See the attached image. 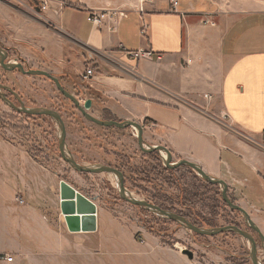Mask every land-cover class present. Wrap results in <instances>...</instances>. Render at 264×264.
I'll return each instance as SVG.
<instances>
[{
  "label": "crops",
  "instance_id": "crops-1",
  "mask_svg": "<svg viewBox=\"0 0 264 264\" xmlns=\"http://www.w3.org/2000/svg\"><path fill=\"white\" fill-rule=\"evenodd\" d=\"M0 2L35 13V25L21 30L23 39L35 34L37 69L76 84L87 68L95 70L80 88L95 117L142 124L147 144L164 145L177 161L194 162L264 202V0H55L46 11L38 0ZM103 10L124 14L100 26L88 21ZM121 44L152 49L162 60L132 59ZM84 151L86 158L92 152ZM35 157V208L0 199V255L14 258L0 257V264H22L27 255L35 264H98L92 248L118 217L103 213L98 193ZM62 181L95 206L94 230L68 229ZM247 200L241 197V205ZM90 203L83 211H93Z\"/></svg>",
  "mask_w": 264,
  "mask_h": 264
},
{
  "label": "rangeland",
  "instance_id": "rangeland-1",
  "mask_svg": "<svg viewBox=\"0 0 264 264\" xmlns=\"http://www.w3.org/2000/svg\"><path fill=\"white\" fill-rule=\"evenodd\" d=\"M0 7V45L8 51L7 60L23 63L26 69H37L35 34L23 39L21 30L24 26L35 25V13L17 10L5 2H0ZM57 75L55 77L72 95L84 100L80 90L87 86L84 79L76 84L69 75ZM0 83L11 87L25 106L47 107L62 114L68 145L72 146L79 163H102L118 168L124 174L125 186L135 197L188 216L198 226L237 225L252 233L257 242L258 257L264 264V249L257 232L249 227L239 211L227 205L221 186L207 183L189 167H166L160 154H149L140 149L131 128L103 127L85 119L55 83L44 76L0 67ZM58 144V125L51 118L17 112L0 98V199L16 198L20 203L24 200L35 208V156L44 165L62 169V176L76 187L98 193L103 213L117 216L119 224L115 222L105 227L97 247L92 248L95 251L92 262L253 264L250 243L242 236L232 232L199 235L173 220L133 205L120 197L115 175L89 176L75 171L62 159ZM85 148L92 151L87 158L83 155ZM176 161L173 156V162ZM239 170L244 171L249 180L253 177L248 169ZM228 183V197L250 214L264 234V202L257 200L262 198L251 199L245 195L244 188L235 191L232 183ZM241 197L248 198L246 205H241ZM185 249L193 251V259L184 253ZM21 263L35 264V255H27Z\"/></svg>",
  "mask_w": 264,
  "mask_h": 264
},
{
  "label": "water",
  "instance_id": "water-1",
  "mask_svg": "<svg viewBox=\"0 0 264 264\" xmlns=\"http://www.w3.org/2000/svg\"><path fill=\"white\" fill-rule=\"evenodd\" d=\"M7 58L8 55L6 50L4 49L0 50V67L8 71L18 70L20 73L23 74L44 76L52 80L55 83L56 87L59 89V91L76 105V107L82 112V114L87 120L103 127H116L119 129L133 128L137 131V140L140 148L147 153L157 152L158 154H160L165 162L166 167L171 169L180 166L189 167L192 170H194L207 183L221 186L222 197L224 201L227 203V205L230 208L239 211L244 216V219L246 223L249 225V227L257 232L262 247L264 249L263 232L261 231L259 226H257L256 223L253 221L250 214L243 207L233 203L231 199L228 197L229 186L224 179L213 177L207 174L200 165L194 162L185 159H181L176 162H173V155L166 146L164 145L153 146V145L145 144L143 137L144 126L142 124L135 121H117V120L99 119L90 113L93 104L91 99H87L82 105L80 101L74 95H72L62 85L60 80L57 77H55L52 73L41 69H26L22 63H19L17 61L7 62ZM5 91H9L13 93V95L17 98L20 105H15L13 102H11L5 96L4 93ZM0 98L11 108L15 109L17 112L25 113L27 115H32V116L45 115L54 119L58 124V142H59L61 157L75 171L86 174L108 173L115 175L117 177L118 191L122 199L126 200L127 202L135 206L145 208L157 215L173 220L179 223L181 226L185 227L186 229L193 231L199 235L214 236L225 232L236 233L242 236L243 238H245L250 243L251 246L250 258L253 264H263L258 257L257 242L252 233L243 230L241 227L237 225H225V226L204 228L190 222L187 218H185L182 215H179L178 213L169 211L167 209L162 208L161 206H158L146 200L135 197L125 186L124 174L121 170L104 164H81L76 160V158L73 156V154L71 153V151L67 146V142H66L67 129L65 122L62 119V116L60 115L59 112L44 107H27L25 106L24 102L21 100V98L15 91H13L9 86H6L1 83H0ZM163 154H165L166 157H164ZM86 202L90 203L84 196L76 192V190L73 187H71L69 184H67L65 181L61 182V211L62 214L64 215L67 227L70 231L72 232L81 231V230L91 231L95 229V216H94L95 206L92 203H90L92 208H94L93 211H83ZM184 253L187 254L190 259L194 258V253L192 250L185 249Z\"/></svg>",
  "mask_w": 264,
  "mask_h": 264
},
{
  "label": "built area",
  "instance_id": "built-area-1",
  "mask_svg": "<svg viewBox=\"0 0 264 264\" xmlns=\"http://www.w3.org/2000/svg\"><path fill=\"white\" fill-rule=\"evenodd\" d=\"M55 1V0H38L39 5H40V10L41 11H46L50 4ZM58 2V6L60 9H63L65 4L62 1H56ZM177 2H174V7L177 6ZM124 13H120L115 10H103V11H96L92 12L88 15V21L91 22L95 26H100L105 19L109 18H115L119 17L120 15H123ZM206 24H213V22L209 21L208 19L205 21ZM145 27L141 30V34H145ZM120 50L126 53L130 58L135 59V60H150V61H161L162 60V55L159 53H156L152 49H137V50H129L122 44L120 45ZM95 76V70L91 67L86 69V72L83 74V79L85 81H90L94 78ZM22 202V201H21ZM1 259L7 260L9 262L13 261V256L9 255H2L0 256Z\"/></svg>",
  "mask_w": 264,
  "mask_h": 264
},
{
  "label": "flooded vegetation",
  "instance_id": "flooded-vegetation-1",
  "mask_svg": "<svg viewBox=\"0 0 264 264\" xmlns=\"http://www.w3.org/2000/svg\"><path fill=\"white\" fill-rule=\"evenodd\" d=\"M2 49H4V50H6L3 46H1L0 45V50H2ZM6 52H7V55H8V51L6 50ZM7 62H8V60H7ZM23 64V63H22ZM25 67V66H24ZM2 68V67H1ZM11 88V87H10ZM12 89V88H11ZM13 90V89H12ZM14 91V90H13ZM5 93V96L11 101V102H13L15 105H20L19 104V102H18V100H17V98L13 95V93H11V92H9V91H5L4 92ZM20 97V96H19ZM77 98V97H76ZM78 99V98H77ZM22 100V99H21ZM79 100V99H78ZM80 101V103L83 105L84 104V102L86 101V100H79ZM17 104H16V103ZM75 105V104H74ZM76 106V105H75ZM38 107H42V106H38ZM44 108H47V107H44ZM49 109H51V108H49ZM76 109L82 114V112L76 107ZM52 110H54V109H52ZM56 111V110H55ZM57 112H59V111H57ZM60 113V112H59ZM60 115L62 116V114L60 113ZM93 115V114H92ZM35 116H39V115H35ZM42 116H45V115H42ZM82 116L84 117V115L82 114ZM94 116V115H93ZM46 117H48V116H46ZM49 118H51V117H49ZM85 118V117H84ZM52 119V118H51ZM62 119L64 120V118H63V116H62ZM86 119V118H85ZM55 123H56V121L54 120V119H52ZM65 122V121H64ZM57 124V123H56ZM58 125V124H57ZM65 125H66V123H65ZM67 129V128H66ZM132 130H133V134H135V136H136V138H137V131L135 130V129H133V128H131ZM67 137V136H66ZM66 142H67V139H66ZM137 142H138V140H137ZM144 142H145V144H147L146 143V141H145V139H144ZM59 143V142H58ZM59 145V144H58ZM138 145H139V143H138ZM67 146H68V148H69V150L71 151V153L73 154V156L76 158V156H75V153L72 151V149H71V146H69L68 145V142H67ZM140 147V146H139ZM141 149V148H140ZM60 150V149H59ZM142 150V149H141ZM143 151V150H142ZM143 152H145V151H143ZM145 153H147V152H145ZM149 154H152V153H149ZM102 164V163H101ZM109 166V165H108ZM113 167V166H112ZM115 168V167H114ZM118 169V168H117ZM179 215H181V214H179ZM182 216H184L185 218H187L190 222H191V220H190V218L188 217V216H185V215H183L182 214Z\"/></svg>",
  "mask_w": 264,
  "mask_h": 264
},
{
  "label": "bare ground",
  "instance_id": "bare-ground-1",
  "mask_svg": "<svg viewBox=\"0 0 264 264\" xmlns=\"http://www.w3.org/2000/svg\"><path fill=\"white\" fill-rule=\"evenodd\" d=\"M164 155V157H166V155L165 154H163Z\"/></svg>",
  "mask_w": 264,
  "mask_h": 264
},
{
  "label": "trees",
  "instance_id": "trees-1",
  "mask_svg": "<svg viewBox=\"0 0 264 264\" xmlns=\"http://www.w3.org/2000/svg\"><path fill=\"white\" fill-rule=\"evenodd\" d=\"M154 153H156V154H157V152H154ZM154 153H153V154H154Z\"/></svg>",
  "mask_w": 264,
  "mask_h": 264
}]
</instances>
